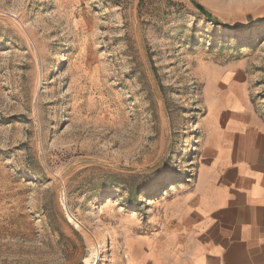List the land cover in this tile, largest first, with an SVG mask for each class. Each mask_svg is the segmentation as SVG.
I'll list each match as a JSON object with an SVG mask.
<instances>
[{
  "label": "rangeland",
  "instance_id": "374dc122",
  "mask_svg": "<svg viewBox=\"0 0 264 264\" xmlns=\"http://www.w3.org/2000/svg\"><path fill=\"white\" fill-rule=\"evenodd\" d=\"M229 94L264 125V0H0V264H124Z\"/></svg>",
  "mask_w": 264,
  "mask_h": 264
},
{
  "label": "crops",
  "instance_id": "0c3cea01",
  "mask_svg": "<svg viewBox=\"0 0 264 264\" xmlns=\"http://www.w3.org/2000/svg\"><path fill=\"white\" fill-rule=\"evenodd\" d=\"M208 113L193 184L144 235H127L124 264H264V125L245 100Z\"/></svg>",
  "mask_w": 264,
  "mask_h": 264
},
{
  "label": "bare ground",
  "instance_id": "6f19581e",
  "mask_svg": "<svg viewBox=\"0 0 264 264\" xmlns=\"http://www.w3.org/2000/svg\"><path fill=\"white\" fill-rule=\"evenodd\" d=\"M77 224V223H76ZM104 249L107 247V242H106V239H105V241H104ZM107 249V248H106ZM86 264H89L90 262H93V264H98V262H97V260H88V259H85V261H84ZM84 263V264H85Z\"/></svg>",
  "mask_w": 264,
  "mask_h": 264
},
{
  "label": "trees",
  "instance_id": "16d2710c",
  "mask_svg": "<svg viewBox=\"0 0 264 264\" xmlns=\"http://www.w3.org/2000/svg\"><path fill=\"white\" fill-rule=\"evenodd\" d=\"M197 9L200 11V13L205 16L206 18H209L211 19L210 15L205 11L203 10L201 7H197ZM215 24V23H214Z\"/></svg>",
  "mask_w": 264,
  "mask_h": 264
}]
</instances>
